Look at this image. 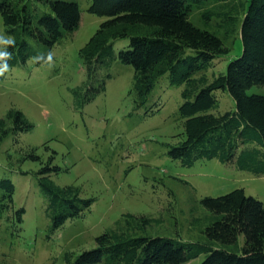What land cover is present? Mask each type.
Instances as JSON below:
<instances>
[{
	"label": "trees",
	"instance_id": "trees-1",
	"mask_svg": "<svg viewBox=\"0 0 264 264\" xmlns=\"http://www.w3.org/2000/svg\"><path fill=\"white\" fill-rule=\"evenodd\" d=\"M213 3V6L207 5ZM43 5V6H42ZM44 11L38 13L40 8ZM199 7L206 19L216 22L214 29L199 27L190 19ZM88 10L105 16L80 55L88 69L89 81L102 65L119 58L134 68L133 89L138 106H144L165 75L172 85L186 84L179 107L184 131L169 155L193 166L201 159L217 158L238 169L264 174V94L248 93L254 85H264V0H91ZM5 25V45L0 69L7 71L26 64L49 61L52 48L63 37L76 31L82 20L77 0H0ZM239 34L242 53L232 59L225 73L209 79L206 70L230 49L226 41ZM129 39L118 53L115 44ZM10 41V42H9ZM44 46L45 51L39 50ZM7 65V67H5ZM80 101L94 99L106 89L105 81ZM81 93L82 87L75 89ZM228 91L236 108L215 113L219 105L216 91ZM152 111V110H151ZM149 113V110H146ZM34 123L17 107L0 117V144L34 128ZM38 146L24 150L20 162L41 160ZM28 152V153H27ZM12 159V153H8ZM52 155L35 172L47 204L54 229L90 209L94 197H84L76 184H58L52 177L61 167ZM19 171L28 174V171ZM16 185L11 177L0 178V219L7 215L23 221L25 207L14 209ZM210 212L211 222L204 240L138 234L154 221L148 215L124 213L114 225L96 237V246L79 254L68 252L67 264H184L206 254L200 264H264V201L235 188L218 196L201 199ZM244 233L241 246L239 235Z\"/></svg>",
	"mask_w": 264,
	"mask_h": 264
},
{
	"label": "rangeland",
	"instance_id": "rangeland-1",
	"mask_svg": "<svg viewBox=\"0 0 264 264\" xmlns=\"http://www.w3.org/2000/svg\"><path fill=\"white\" fill-rule=\"evenodd\" d=\"M77 1L82 11L80 26L52 48L49 61L38 63L31 58L22 66L0 69V117L17 107L35 124L17 137V144L13 135L0 144V178L11 177L16 185L14 209L26 208L21 223L12 220L13 210L11 219L8 214L0 219V264H67L68 252L76 255L94 248L96 237L127 212L154 218L138 234L204 240V230L211 222V212L201 202L204 196L242 187L264 201V174L238 169L217 158L186 166L170 157L171 145L184 131L179 107L186 84L172 85L165 75L148 102L139 107L133 89L134 68L119 58L98 68L88 84L80 50L106 17L88 10L91 0ZM43 11L41 7L38 13ZM190 19L199 27L217 28L199 7L191 10ZM128 44V38L118 40L116 53ZM4 45L5 25L0 14V52ZM226 46L230 52L206 70L209 79L225 73L229 62L242 53L240 35L229 38ZM39 50L44 52V46ZM103 80L106 89L80 105ZM78 87L83 89L79 94L75 92ZM248 93L264 94V85H254ZM216 95L219 105L215 113L236 108L228 91L218 90ZM32 146H38L41 160L20 162L24 150ZM52 155L53 164L61 170L51 177L60 185H79L84 197L95 198L90 209L58 229L52 226L35 174ZM238 242L244 244V233ZM205 257L202 253L184 264H200Z\"/></svg>",
	"mask_w": 264,
	"mask_h": 264
},
{
	"label": "clouds",
	"instance_id": "clouds-1",
	"mask_svg": "<svg viewBox=\"0 0 264 264\" xmlns=\"http://www.w3.org/2000/svg\"><path fill=\"white\" fill-rule=\"evenodd\" d=\"M10 42V41H9ZM8 53L7 52H0V56H7ZM5 67H7V65H5Z\"/></svg>",
	"mask_w": 264,
	"mask_h": 264
}]
</instances>
